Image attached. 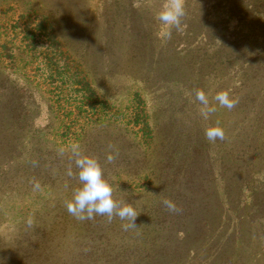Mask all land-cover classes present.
Masks as SVG:
<instances>
[{"label":"trees","instance_id":"obj_1","mask_svg":"<svg viewBox=\"0 0 264 264\" xmlns=\"http://www.w3.org/2000/svg\"><path fill=\"white\" fill-rule=\"evenodd\" d=\"M89 2L56 0L53 5L50 0H33L30 7L40 12L41 24L52 33V54H57L55 48L60 53H66V49L70 59L67 67L72 69L70 65L78 63L77 59L83 66L79 67L83 76L78 82L83 90H76V94L84 93L85 101L70 111L64 128L69 136H79L76 141L84 153L99 158L104 176L112 183L114 199L131 203L139 212L135 220L138 228L124 231L122 225L128 221L118 217L111 223L100 215L80 221L68 213L66 205H50L47 209L48 204L37 214L32 227L26 226L16 246L0 250V264H245L246 256L258 254L256 246L248 249L243 241L241 229L246 218L240 217L233 224L236 251L226 255L222 243L217 255L211 254L219 239L215 236L219 229L215 221L231 219L229 214H222L219 188L240 207V195L253 182L247 165L244 171H238L237 165L230 166L226 156L220 154L213 163L211 143L205 137V128L213 124L211 118L182 120L169 114L165 119L154 118L153 127L144 131L139 128L136 108L130 111V118L109 116L103 114L105 110L94 116L96 107L91 100L95 90L91 89L101 88L107 81L116 83L118 73L148 82V76L163 80L181 71L179 79L187 84L198 76V70L187 59L176 58L174 46L153 37L147 24L141 32L145 22L140 16L133 14L119 20L117 8L106 7L103 1L99 14L98 4L91 6ZM91 7L99 18L105 14L101 26L100 19L88 17ZM136 20L139 23L135 24ZM3 64L0 61V70ZM61 109L66 117L67 110ZM91 110L95 112L91 114ZM82 113L86 114L84 123ZM37 115L19 89L14 87L9 93L0 90V172L14 168L20 173L21 185L42 179L39 188L46 187L51 195L57 186L67 185L70 192L64 194L70 200L80 184L71 148L61 155L48 143L41 142L34 148L35 142H27ZM129 132L135 136L133 140L127 138ZM109 154L115 157L111 163L107 161ZM238 160L244 163V158ZM70 166L74 173L71 177L67 175ZM165 199L172 200L181 211L169 212L162 203ZM72 232L79 242L77 252H56L52 247L55 240ZM200 251L203 253L198 256Z\"/></svg>","mask_w":264,"mask_h":264},{"label":"rangeland","instance_id":"obj_2","mask_svg":"<svg viewBox=\"0 0 264 264\" xmlns=\"http://www.w3.org/2000/svg\"><path fill=\"white\" fill-rule=\"evenodd\" d=\"M32 1L0 0V61L4 62L0 70V90L9 93L16 87L25 103L35 112L37 110L27 142H35L34 148L42 142L67 152L73 143L79 144L76 141L79 136H69L64 124L71 115L70 111L82 105L80 101H85L84 93L76 94V90H83L78 83L83 76L80 69L83 66L77 59L78 63L73 62L72 69L68 68L70 59L66 49V53H60L55 48L57 54H52V33L41 24L40 12L31 9ZM50 1L56 4V0ZM103 1L106 7L117 8L119 20L133 14L140 16L145 22L141 32L147 29V24L153 37L162 44L170 42L177 52L176 58L187 59L199 74L186 84L179 79L181 71L163 80L148 76V82L118 73L116 83L107 81L103 87L91 89L95 90V97L91 100L96 107L95 118L104 110L106 113L103 114L109 116L130 118V111L136 108L139 128L144 131L153 127L154 118L165 119L169 114L182 120L198 117L205 121L200 114L201 104L195 99L197 90L205 91L217 109L209 118L213 124L219 120L225 132V139L217 140L219 145L217 141L211 143L213 163L220 154L226 156L230 166L237 165L238 171H244L247 165L250 168L247 172L253 175V182L247 184L242 197H238V202L242 199L240 207L234 199L229 200L228 192L219 188L220 194H217L222 199V214H229L231 219H223L222 223L215 221L219 225L215 236L219 239L211 254L217 255L222 243L226 255L236 251L234 247L238 243L233 238L236 233L233 224L246 218L242 222V238L248 249L256 246L258 254L245 258L242 252L241 256L245 258V264H264V0H186L183 31L173 28L171 39L166 41L158 37L161 25L155 19L162 0H90L89 5L98 4L100 14ZM114 1L115 5L112 4ZM92 9L88 17L100 19L98 25L101 26L105 14L99 18ZM221 90L229 91L238 99L233 109L221 108L212 100V96ZM61 108L67 110L66 117ZM82 114L81 123H84L86 114ZM76 132L82 134L84 131ZM127 138L133 140L135 136L129 132ZM237 157L244 158V163ZM19 176L14 168L0 172V250L16 246L26 232L27 221L31 218L34 222L48 204L47 209H50V205L65 206L68 201L64 194L70 192L67 185L61 188L55 185L57 187L51 195L46 187H34L36 182L41 185L42 179L21 185ZM227 239L229 241L225 244ZM52 247L56 252H77L76 233L57 238ZM202 253L198 252V256Z\"/></svg>","mask_w":264,"mask_h":264},{"label":"clouds","instance_id":"obj_3","mask_svg":"<svg viewBox=\"0 0 264 264\" xmlns=\"http://www.w3.org/2000/svg\"><path fill=\"white\" fill-rule=\"evenodd\" d=\"M186 0H162L160 8L156 13L155 19L160 23L161 30L158 37L162 40H169L172 36V29L183 31L182 19L186 16L185 9ZM195 99L201 104L200 114L208 120L209 117L217 111L216 107L210 102L209 95L205 91L197 90ZM221 108L233 109L238 103L237 98H233L229 91L221 90L212 96ZM205 137L210 143H215L217 139L224 140L225 132L217 120L214 124L205 128ZM112 146L109 145V148ZM74 164L78 170L75 175L78 176L79 186L73 191L72 198L66 201V208L69 214L80 221L92 220L96 215L106 216L107 222L111 223L115 217L121 221H128L122 225L124 231L138 228L135 220L139 215L135 207L131 203L117 201L114 199V190L112 183L104 176V170L98 157L86 154L82 151L78 143L71 145ZM60 154H63L61 150ZM115 157L111 154L107 156V161L111 163ZM68 176H73L71 166L67 171ZM35 188H39L38 182L34 184ZM163 205L171 213H178L180 208L170 199L162 201ZM28 226L32 227L31 218L27 221Z\"/></svg>","mask_w":264,"mask_h":264}]
</instances>
